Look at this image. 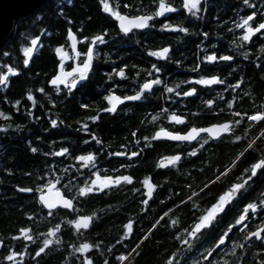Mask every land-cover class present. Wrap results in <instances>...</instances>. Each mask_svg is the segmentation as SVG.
Returning a JSON list of instances; mask_svg holds the SVG:
<instances>
[{
    "label": "trees",
    "instance_id": "16d2710c",
    "mask_svg": "<svg viewBox=\"0 0 264 264\" xmlns=\"http://www.w3.org/2000/svg\"><path fill=\"white\" fill-rule=\"evenodd\" d=\"M165 2L174 11L153 15L150 27L128 34L118 30L112 12L153 14L154 0H48L18 22L14 36L0 51V75L5 76L0 82V264H82L85 257L93 264H105L106 259L109 264H127L117 260L121 253L131 254L130 264H165L178 250L182 254L176 258L183 264H203L200 254H207L229 225H235L249 203H257L255 214L252 210L244 213L247 222L235 226L225 246L214 249L211 259L216 264H264V240L248 236L257 228L264 233V205L259 203L264 200V171L258 170L191 249L180 243L185 238L183 230H190L245 169L264 159V122L247 119L264 111V51H260L264 30L254 32L248 41L241 39L242 22L249 15L255 13L249 27L256 28L264 21V0H248L247 4L244 0H198L191 11L183 7V0ZM104 3L110 11L104 10ZM164 21L185 26L187 35L151 28ZM69 30L77 36L78 57L71 51ZM97 35L103 36V43L92 41ZM32 39H37V45H31ZM89 43L94 51L84 81L71 91L50 84L62 62L56 49L73 55L64 64L70 71L74 59L83 62ZM199 43L200 52L196 53L194 47ZM26 47L33 48L28 57L23 54ZM163 47L169 48L165 57L150 54ZM210 54L230 56L232 61L208 62L204 58ZM25 59L29 60L27 66ZM153 65L161 71L153 72ZM9 67L15 73H8ZM121 68L125 75L118 77L115 72ZM157 76L163 83L145 90L140 100L122 99L139 91L146 79ZM211 76L218 82L209 86L193 83L196 92L183 96L189 81ZM85 81L86 87L80 88ZM237 81H242L238 94L229 87ZM165 87L174 91L168 93ZM110 92L121 97L111 112L105 99ZM208 100L213 101L212 106L206 104ZM237 112L241 116H236ZM172 115L181 116L183 121H171ZM53 119L57 120L55 126L50 123ZM226 121L232 123L231 128L218 139L207 137L194 143L152 139L158 129L183 133L191 127ZM194 149L196 155H188ZM119 152L125 155H115ZM131 152L138 155L132 157ZM88 154L93 156L91 161L76 159ZM173 155L181 159L169 164L166 158ZM225 168L231 170L216 180ZM104 175L113 179L129 175L132 181L95 189L92 180ZM145 179L153 185L151 196L143 184ZM49 184H55L72 200L71 209L47 211L42 207L38 196ZM205 184L208 187L200 195ZM188 185L198 193L192 202L188 200ZM81 187L93 191L80 196ZM80 216L89 217L87 228L77 229L72 223ZM129 220L131 231L121 240ZM158 220L161 223L153 229ZM56 226L59 228L48 236V230ZM22 228L29 229L31 240L20 234ZM45 239L51 243L36 257ZM85 242L92 247L83 253L74 251ZM233 244L241 247L233 251ZM10 251L25 255L9 262L4 258Z\"/></svg>",
    "mask_w": 264,
    "mask_h": 264
},
{
    "label": "snow or ice",
    "instance_id": "6c2138e0",
    "mask_svg": "<svg viewBox=\"0 0 264 264\" xmlns=\"http://www.w3.org/2000/svg\"><path fill=\"white\" fill-rule=\"evenodd\" d=\"M205 2H206V0H205ZM154 3L156 5V11L153 14L137 15V16H133V17L129 18L128 16L121 15L118 12H112V15L115 17V19L117 21H119L120 31L124 34H128L131 29H145L146 27H150L149 21L152 20L153 15L154 16H161L164 13L174 11V9L171 7V5L166 3L165 0H154ZM197 3H198V0H183V7L187 8L191 11L193 9H196ZM244 3L247 4L248 0H244ZM104 10L106 12L110 11L107 3H104ZM192 14L195 15L194 12ZM254 15H255V13H253V15H249L242 22L244 31H243L241 39L243 41H248L250 36H252V34L254 32L260 33L261 30H264V21H261L257 25L256 28L248 26L249 21L253 20ZM239 26L240 25H238V27ZM178 28L180 31H187V29H184V28L179 27L177 25H171V24H167V23L161 26L162 31L163 30L176 31ZM73 38H74L73 33L71 30H69L68 31V39L71 40ZM92 41L103 43L104 42L103 36H101V35L93 36ZM37 43H38L37 39L31 40V45H37ZM87 47H88V52L86 53V58L83 59L82 64H78L77 66L73 67L71 69V71H65L64 68L61 67L59 74L53 76L52 79L49 81V83L52 85L64 84L65 87L68 88L69 91H71V89L73 87L77 86L78 80L84 81L85 77L89 74V68H90V65L92 63V58H93L92 54L94 51L92 43H89ZM73 49H75V44L73 45ZM56 51L59 53L60 48L58 47L56 49ZM260 51H264V45L261 46ZM32 53H33L32 47H26L23 49V54L25 57L30 56ZM168 53H169V48L163 47L159 50L151 51L150 54L152 56H155V57L163 58ZM245 56H246V54H245ZM246 58H247V56H246ZM63 59H64V56H63V54H61V60H63ZM204 59L208 62H212V61H216V60L232 61V57H230V56H219V57H217L214 54H210V55L206 56ZM24 64L27 66L29 64V60L25 59ZM197 68H199V64L197 65ZM15 71L16 70L11 68V67L8 68V73H15ZM152 71L155 73H159L161 71V69L158 68L156 65H153ZM115 75L123 77L125 75L124 69L121 68L118 72H115ZM109 78L111 79V76ZM4 81H5V76L0 75V82H4ZM194 82L198 83L200 85H212V84L218 82V78L216 76H211L209 78H203L202 77L198 80H195ZM86 83L87 82L85 81V83L81 84L79 87L80 88L86 87ZM162 83L163 82L159 78V76H157L155 79H150V78L146 79V81L144 83L140 84V90L139 91H136L134 95H130V96L126 95L122 99L124 101H138L142 98L141 94L143 92H145V90L152 89L154 85H161ZM219 83H223V81H219ZM229 87L233 92L238 94L239 89L242 87V81H237L235 85H230ZM40 91H43V89H40ZM165 91L168 93H172L174 91V89L171 87H165ZM195 92H196L195 89L190 88L189 91L183 93V95L184 96H190V95L194 94ZM177 94L179 95V93H177ZM32 98L33 97L31 95V92H29L28 99L31 100ZM105 99L111 105L107 109V111H109V112L113 111L116 108V105L118 103H120V101H121V97H118L115 94H112L111 92L108 96L105 97ZM206 104L209 106H212L213 101L208 100V101H206ZM82 107H88V106L82 105ZM229 107H232L231 102L229 103ZM0 115H3V114L0 113ZM235 115L241 116V113L237 112V113H235ZM91 119L95 120L96 117L92 116ZM247 119L249 121H252V122H255V121L264 122V111H256L252 115H248ZM170 120L177 122V123H181L183 121V118L181 116L172 115V116H170ZM234 122L239 123V121H234ZM50 123H51V125L55 126V125H57V120L53 119L50 121ZM17 127H19V125ZM229 130H230V127H229V123H227V122L212 125L211 127L205 128V129H197V128L193 127L188 131V133L183 134V135L180 133L166 132L164 129H160L159 131H157L155 133V136L152 139L160 138L161 133H163L165 137L169 138L172 141H181V142L189 141L190 142L195 138V134L197 132H208V133H211L212 136L218 137L220 135V133L228 132ZM133 135H135V133H133ZM261 136L264 137V130L261 131ZM236 139L239 140L240 137H236ZM148 140H149V138L146 137L145 138L146 144H148ZM97 143H100V142L97 141ZM248 147L251 148L252 144H249ZM33 151H36V150L33 149ZM61 151L65 154H67V152H68L67 149H63ZM59 154L60 153H57V155H59ZM115 155L124 156L125 153L119 152V153H116ZM137 155H138L137 152H131L130 153V156H132V157H135ZM188 155L195 156L196 150L194 149L192 152L188 153ZM76 159L81 160V161H91L93 159V156L91 154H88L86 156H77ZM166 159H167V162L169 164H172L175 161H177L178 159H181V156L173 155V156L167 157ZM232 164L235 165V161H233ZM230 170H231L230 168H225L223 172H220L219 175L216 176V180H219L222 176L228 174ZM258 170L264 171V159L253 163L250 166V169H245V172L242 174V176L237 178V182L232 183L230 185L229 189L226 190L225 192H223L217 198V201L215 203H213L208 209L203 211V214L200 215L194 221L190 230H183L185 232V238L180 239V243L185 246L186 250L192 248L194 242L196 240H198L201 235H203V232L205 230H207V228L211 227L212 223H214V218H216L218 216V214H221L226 209V207L230 204V202H233L234 198L237 197L238 194H240L241 191L244 190L252 182L253 178L258 175ZM249 172H250V175H249ZM112 179L113 178L111 176L104 175L103 180L100 181L97 190H99L101 188H106L108 186V183L111 182ZM97 180H100L99 176H97L96 179L92 180V184L96 185ZM120 181H125V182L130 183L132 181V177L129 175L115 176V182L119 183ZM212 182L213 181H209V183H212ZM143 184L148 189V195H151L152 194V185L149 183V181L147 179H145L143 181ZM48 186L51 187V184H49ZM187 187H188V190L191 192V196L188 197V200H189V202H192L193 198L196 197L198 195V193L196 191L192 190L191 185H188ZM207 187H208V185L205 184L204 188L201 189L199 194L202 195L203 191H205L207 189ZM23 191H27V189H25ZM92 191H93V188H91V187H81L79 189V195L84 196L87 193H91ZM56 195L59 198V200H61L66 207H73L71 199H64L63 197H60L59 192H57ZM40 199L44 201V203L47 205V207L49 209H52L54 207L53 202L49 201L46 197L41 196ZM142 203H147V202L142 201ZM259 203H260V205H264V200H260ZM180 204L183 205L184 201L183 200L180 201ZM193 206L197 207V205H195V204ZM174 207H176V206H174ZM256 209H257V203H249V204L245 205L243 212L239 215L238 219H236L235 225H229L228 229L225 230V232L222 233L219 236V238L216 240V243L214 245H212V247L207 250V254H205V253L200 254V258H201V261L203 262V264H216V262L212 261V259H211V257L215 254V252L213 250L215 249L216 251H218L220 249V247L225 246L226 238L230 237V233H231V231L234 230L235 226L241 225L242 222H244V223L247 222V219H246V216L244 213H248L249 210H252V214H255ZM169 212H171V209H169ZM167 215H168V213L164 214L165 217H167ZM250 215L248 218H250ZM88 221H89L88 216H80V217H78V219L76 221H74L72 223H74L75 227L77 229H79L81 227L87 228L89 226ZM160 223H161V220H158L156 222V224H153V226H152L153 229H155ZM172 223L175 224L176 221H173ZM123 227H124V235L121 237V240H123L124 237L128 236L129 232L131 231L132 220H129L128 223H126ZM58 228H59V226H56L55 229L50 228L48 230L47 235L52 236L53 232L56 231ZM151 231H152V229L149 230V232H151ZM28 233H29L28 228H22L20 230V234L23 235V237L26 240H31L32 237L29 236ZM177 236L179 237V233L177 234ZM248 236L259 237L261 240H264V233H261L260 228H257L255 232H249ZM248 236H245L244 239L247 240ZM146 238H147V236L142 237L141 239L144 240ZM50 243H51V241L49 239H45L43 241L44 246L37 249L35 256L39 257L42 253H44L46 247ZM89 247H92V246L89 245L87 242H85V243L80 244L79 247H75L74 251L83 253L87 249H89ZM239 247H241V245L233 244V251ZM178 254H182L180 252V250H178L176 253H173L172 255H170L167 258V260L165 261V264H183V261L177 260L176 257ZM24 255H25V253H23V252L16 253L14 251H10L9 255L7 257H5L4 259H6L9 262H12L14 258L22 257ZM130 255H131L130 253H121L117 257V260L119 262H127V264H130V261L128 260V257ZM82 264H93V261L91 259L85 257L84 260L82 261ZM105 264H109V261L107 259L105 260ZM225 264H227V262H225Z\"/></svg>",
    "mask_w": 264,
    "mask_h": 264
},
{
    "label": "water",
    "instance_id": "95a60500",
    "mask_svg": "<svg viewBox=\"0 0 264 264\" xmlns=\"http://www.w3.org/2000/svg\"><path fill=\"white\" fill-rule=\"evenodd\" d=\"M48 0H0V51L4 48V46L7 44V42L14 36L16 27L18 22L21 19L27 18L31 16L37 9L42 7ZM127 16V15H125ZM129 18L133 16H128ZM116 25L118 30L119 28V21L116 20ZM146 29V28H145ZM135 30H144V29H131L130 32ZM167 32H178L179 28L176 31L171 30H165ZM121 32V31H120ZM129 32V33H130ZM122 33V32H121ZM124 34V33H123ZM73 39H68L71 51L75 57L78 55V39L77 36L73 33ZM75 44V49H73V45ZM120 77V76H118ZM229 123V127L231 128L232 123L230 121H226ZM225 123V122H222ZM220 123H214L209 124L205 127H195L197 129H205L209 128L212 125H216ZM193 128V127H191ZM189 128L187 131L180 133V134H186L191 129ZM160 129L156 130L153 134V137L155 136V133L159 131ZM166 132H171L167 129H164ZM175 133V132H174ZM227 132H222L218 137H214L211 135V133L208 132H197L195 134V138L192 141H172L169 138L165 137L163 133H161V137L158 138L159 140H166L170 142L175 143H194L200 136L207 135L208 137L212 139H218L225 135ZM150 183V182H149ZM151 184V183H150ZM152 185V184H151ZM147 189V187H146ZM59 192L60 197H63L64 199H69L66 197L62 190L58 189L55 184H51V187L46 186L44 191L38 196V201L42 205V207L47 211H54L56 209H63V210H69L71 207H66L61 200L57 197L56 193ZM148 192V189H147ZM152 192H153V185H152ZM152 195V194H151ZM148 195V196H151ZM41 196L46 197L49 201L53 202L54 207L52 209H49L47 205L44 203L43 200L40 199Z\"/></svg>",
    "mask_w": 264,
    "mask_h": 264
},
{
    "label": "flooded vegetation",
    "instance_id": "af4514ba",
    "mask_svg": "<svg viewBox=\"0 0 264 264\" xmlns=\"http://www.w3.org/2000/svg\"><path fill=\"white\" fill-rule=\"evenodd\" d=\"M167 22L166 21H164L160 26L159 25H155V26H152L151 28H153L154 30H156V31H158V30H161V26L162 25H164V24H166ZM147 28V27H146ZM182 28H184V29H187L185 26H183ZM145 30V29H144ZM135 31H143V30H135ZM165 31V30H164ZM180 31V30H179ZM178 31V32H179ZM166 32V31H165ZM178 32H168V33H178ZM185 32L186 31H180V34H182L183 36H186L187 34H185ZM199 45H200V43L199 44H196L195 45V51H196V53H199L200 52V50H199ZM189 72H191V71H189ZM204 78H209V77H204ZM198 79H200V78H198ZM198 79H195V80H198ZM194 79L193 80H191V81H189L188 82V86H187V89H186V91L185 92H188L189 91V89L191 88V89H193L192 87H191V84H197L198 86L200 85V84H198V83H195L194 81H195ZM203 86H209V85H203ZM150 90V89H149ZM184 96V95H183ZM180 97H182V96H180ZM229 103L230 102H228V104H227V108L228 109H230L231 107H229ZM207 135H202V136H200L197 140H206L207 139ZM196 140V141H197Z\"/></svg>",
    "mask_w": 264,
    "mask_h": 264
},
{
    "label": "rangeland",
    "instance_id": "374dc122",
    "mask_svg": "<svg viewBox=\"0 0 264 264\" xmlns=\"http://www.w3.org/2000/svg\"><path fill=\"white\" fill-rule=\"evenodd\" d=\"M197 4H198V3H197ZM167 13H168V12H167ZM87 52H88V51H87ZM61 54H63L64 59H63L62 62H61L60 69H61V67L64 68V64H65V62L70 61V60H71V56H73V55H70V53H69L67 50H60V52H59V56H60V58H61ZM78 54H79V53H78ZM77 57H78V55H77ZM85 58H86V55H85ZM85 58H84V59H85ZM78 64H82V62L79 63L78 60H75V59H74V61H73V67L77 66ZM60 69H59V72H60ZM64 70H65V69H64ZM65 71H66V70H65ZM70 71H71V70H70ZM59 72H58V74H59ZM79 82H80V80L77 81V83H79ZM60 85L65 86L64 84H60ZM164 163H166V161L163 162L162 164H164ZM101 180H103V179L97 180V184L94 185L95 189L98 188L99 183H100ZM114 183H115V179H112V181L108 183V186L111 185V184H114ZM101 189H102V188H101Z\"/></svg>",
    "mask_w": 264,
    "mask_h": 264
}]
</instances>
